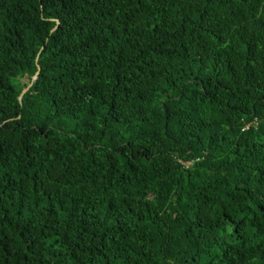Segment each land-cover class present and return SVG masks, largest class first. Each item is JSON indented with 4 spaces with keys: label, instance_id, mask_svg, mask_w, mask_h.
Returning a JSON list of instances; mask_svg holds the SVG:
<instances>
[{
    "label": "trees",
    "instance_id": "trees-1",
    "mask_svg": "<svg viewBox=\"0 0 264 264\" xmlns=\"http://www.w3.org/2000/svg\"><path fill=\"white\" fill-rule=\"evenodd\" d=\"M0 264H264V0H0Z\"/></svg>",
    "mask_w": 264,
    "mask_h": 264
},
{
    "label": "water",
    "instance_id": "water-1",
    "mask_svg": "<svg viewBox=\"0 0 264 264\" xmlns=\"http://www.w3.org/2000/svg\"><path fill=\"white\" fill-rule=\"evenodd\" d=\"M34 79H35V78H34ZM34 79H33V80H34Z\"/></svg>",
    "mask_w": 264,
    "mask_h": 264
}]
</instances>
